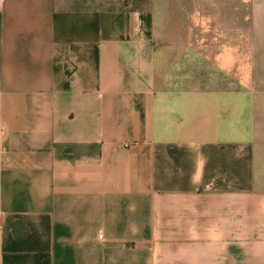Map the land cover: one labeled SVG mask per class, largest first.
Masks as SVG:
<instances>
[{
    "label": "crops",
    "instance_id": "1",
    "mask_svg": "<svg viewBox=\"0 0 264 264\" xmlns=\"http://www.w3.org/2000/svg\"><path fill=\"white\" fill-rule=\"evenodd\" d=\"M0 264H264V0H0Z\"/></svg>",
    "mask_w": 264,
    "mask_h": 264
}]
</instances>
